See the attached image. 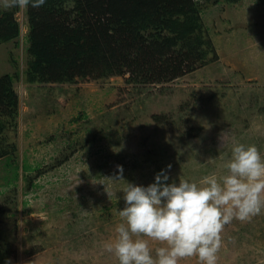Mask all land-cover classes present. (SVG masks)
Masks as SVG:
<instances>
[{"label": "rangeland", "instance_id": "obj_1", "mask_svg": "<svg viewBox=\"0 0 264 264\" xmlns=\"http://www.w3.org/2000/svg\"><path fill=\"white\" fill-rule=\"evenodd\" d=\"M195 1L209 59L147 85L126 75L25 83L27 26L16 9L18 36L0 43V74H18L5 134L14 151L10 165L0 158V264H117L103 245L120 222L126 183L148 186L162 169L169 183L199 182L220 171L235 142L264 156V12L256 0ZM222 237L217 264H264V212L234 220Z\"/></svg>", "mask_w": 264, "mask_h": 264}, {"label": "trees", "instance_id": "obj_2", "mask_svg": "<svg viewBox=\"0 0 264 264\" xmlns=\"http://www.w3.org/2000/svg\"><path fill=\"white\" fill-rule=\"evenodd\" d=\"M256 2L264 12V0ZM15 11L0 12V43L18 36ZM201 12L195 0H46L40 8L23 11L22 80L71 83L126 75L125 82L132 85L171 81L209 59ZM17 78L16 71L0 74V158L8 165L14 145L5 141V134L16 118L12 83ZM15 177L12 165L10 179ZM2 253L0 249V262Z\"/></svg>", "mask_w": 264, "mask_h": 264}, {"label": "clouds", "instance_id": "obj_3", "mask_svg": "<svg viewBox=\"0 0 264 264\" xmlns=\"http://www.w3.org/2000/svg\"><path fill=\"white\" fill-rule=\"evenodd\" d=\"M45 3L0 0V12L26 11ZM222 161L219 172L199 182L169 183L168 171L162 169L148 186L126 183L121 190L125 206L118 210L120 222L104 251L117 264H180L185 258L217 264L225 227L264 212V156L258 147L235 142ZM117 167V179H123L122 166Z\"/></svg>", "mask_w": 264, "mask_h": 264}]
</instances>
